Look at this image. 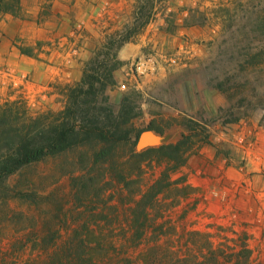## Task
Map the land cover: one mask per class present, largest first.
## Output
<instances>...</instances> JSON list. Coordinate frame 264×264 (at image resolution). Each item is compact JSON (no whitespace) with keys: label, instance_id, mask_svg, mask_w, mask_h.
Instances as JSON below:
<instances>
[{"label":"rangeland","instance_id":"rangeland-1","mask_svg":"<svg viewBox=\"0 0 264 264\" xmlns=\"http://www.w3.org/2000/svg\"><path fill=\"white\" fill-rule=\"evenodd\" d=\"M140 6L151 19L119 49L106 91L115 111L127 94L140 109L119 151L127 161L95 165L82 147L11 176L0 187V264H264V0H21L18 16L0 13V106L63 109L67 87L135 27ZM144 130L153 143L138 150ZM186 134L176 168L161 154L127 159ZM164 170L172 186L137 236L135 201ZM121 171L139 182L126 188ZM81 240L93 243L90 260L75 258Z\"/></svg>","mask_w":264,"mask_h":264},{"label":"trees","instance_id":"trees-1","mask_svg":"<svg viewBox=\"0 0 264 264\" xmlns=\"http://www.w3.org/2000/svg\"><path fill=\"white\" fill-rule=\"evenodd\" d=\"M143 9L144 6L139 7L138 12L142 15L136 18L135 27H131L119 37H111L107 44L98 49L85 63L81 80L66 89L67 101L63 109L33 117L28 114L25 105L19 103L20 101L0 106L1 188L9 190L8 179L25 168L48 157L82 147L92 148L95 165L110 162L124 165L127 160L120 158L119 151L125 144L132 145L131 121L140 114V109L135 104L133 96L127 94L122 98L119 109L115 111L106 91L116 83L114 71L123 64L118 56L119 49L151 19L150 11L147 13ZM20 10L21 0H0V13L7 12L18 16ZM20 49L27 53L23 47ZM189 130H193L191 125ZM191 139L192 135L186 134L174 144L148 148L142 152L131 150L127 159L139 162L154 154H161L172 163L170 169L176 168L186 162L187 145ZM139 179L137 175L129 176L123 171L117 174V181L126 188L137 184ZM88 181L96 182L93 177L88 178ZM171 186L169 171L164 170L145 191H140L132 218L133 225L137 227V236L142 234L141 227L148 218V209L154 206L157 196ZM23 194L21 190L15 192L14 196L20 197ZM141 219H144L143 223L139 222ZM92 244L87 240H81L76 244L85 251L82 253L79 249L76 260L83 258L90 260L92 258L90 250L86 251L93 246ZM243 250L249 252L246 248ZM187 260L180 258L177 259V263L186 264Z\"/></svg>","mask_w":264,"mask_h":264},{"label":"water","instance_id":"water-1","mask_svg":"<svg viewBox=\"0 0 264 264\" xmlns=\"http://www.w3.org/2000/svg\"><path fill=\"white\" fill-rule=\"evenodd\" d=\"M147 133H152L150 130H144L139 133V135L135 138V144L138 150L144 149L150 145H152V140H147L145 135Z\"/></svg>","mask_w":264,"mask_h":264},{"label":"bare ground","instance_id":"bare-ground-1","mask_svg":"<svg viewBox=\"0 0 264 264\" xmlns=\"http://www.w3.org/2000/svg\"><path fill=\"white\" fill-rule=\"evenodd\" d=\"M145 138L147 139V140H153L154 139V136H153V134L152 133H147L146 135H145Z\"/></svg>","mask_w":264,"mask_h":264}]
</instances>
